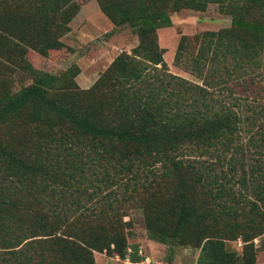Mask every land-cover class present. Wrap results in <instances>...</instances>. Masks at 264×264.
<instances>
[{"label": "trees", "instance_id": "16d2710c", "mask_svg": "<svg viewBox=\"0 0 264 264\" xmlns=\"http://www.w3.org/2000/svg\"><path fill=\"white\" fill-rule=\"evenodd\" d=\"M136 38L87 89L35 68L78 11L75 0H0V264H94L136 256L122 222L150 241L198 245L195 264H255L264 234V0H94ZM227 28L177 42L168 72L156 30L208 5ZM19 71L29 83L8 92ZM251 101V102H248ZM239 240L240 251L226 248ZM127 248L131 250L126 253Z\"/></svg>", "mask_w": 264, "mask_h": 264}, {"label": "rangeland", "instance_id": "374dc122", "mask_svg": "<svg viewBox=\"0 0 264 264\" xmlns=\"http://www.w3.org/2000/svg\"><path fill=\"white\" fill-rule=\"evenodd\" d=\"M78 5L76 15L69 22L68 32L61 37L63 48L50 51L46 57H39L32 52L26 58L32 65L42 71L59 75L65 71L76 75L73 80L78 88L87 89L97 76L120 52L129 53L136 44V38L126 26L114 27L98 10L94 0H75ZM170 26L156 30L158 46L164 50L162 55L168 72L190 82L197 81L187 72L173 66L172 58L181 36L185 37L184 49L193 53L196 43L193 36L205 31H217L229 26L226 15L217 11L215 5H208L203 12L182 9L169 14ZM29 83L26 75L19 71L8 77L4 86L8 92ZM248 102H251L248 100ZM122 217V222L130 220L124 227L127 246L136 247V256L140 259L130 262L129 257L120 259L115 255L93 253L94 264H195L198 254L196 243L183 247H166L150 241L145 233L142 216L138 210H129ZM255 264H264V234L253 240ZM239 240L226 242L228 250L239 253ZM131 250L127 248L126 253Z\"/></svg>", "mask_w": 264, "mask_h": 264}]
</instances>
